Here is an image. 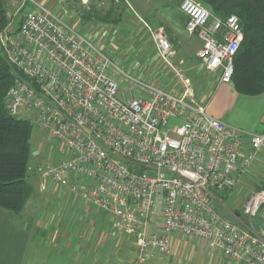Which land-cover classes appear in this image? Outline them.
Masks as SVG:
<instances>
[{
	"label": "built area",
	"instance_id": "built-area-1",
	"mask_svg": "<svg viewBox=\"0 0 264 264\" xmlns=\"http://www.w3.org/2000/svg\"><path fill=\"white\" fill-rule=\"evenodd\" d=\"M14 7L0 33V55L16 76L5 105L12 116L30 120L40 145L54 154L27 167L45 182L42 191L49 182L107 213L113 239L135 242V264H146L152 250L170 255L176 234L203 241L231 262L264 264V229L231 222L215 205L216 193L233 189L249 171L264 133L233 128L195 102L189 80L172 62L166 32L158 30L156 50L181 93L131 79L139 95L121 102L110 77L118 68L90 32L37 0ZM180 11L187 32L203 43L197 59L207 73L219 74V83L231 84L241 21L216 17L196 0H180ZM171 120L177 123L169 128ZM263 208L261 190L242 213L252 222Z\"/></svg>",
	"mask_w": 264,
	"mask_h": 264
},
{
	"label": "crops",
	"instance_id": "crops-1",
	"mask_svg": "<svg viewBox=\"0 0 264 264\" xmlns=\"http://www.w3.org/2000/svg\"><path fill=\"white\" fill-rule=\"evenodd\" d=\"M53 1L54 0H39V2L49 6L56 2H60L59 0H55L53 3ZM16 2H18V0H5V6L7 7L9 14H11V12L15 9L14 3ZM164 4L165 6L168 5L167 1ZM183 24L182 30L187 32V18H185ZM168 26V37L171 43L173 45L176 44L179 49L181 45L179 35L180 27L178 28L176 24H168ZM107 27H110L109 29L113 30L116 29L117 26ZM108 42L112 45L111 39ZM108 42L104 45L108 46ZM201 48L196 52V58L197 53L201 50ZM148 55L151 56V54ZM157 57L155 56V59L159 60ZM159 62L156 60L152 62L154 71L160 73L167 71V68ZM172 62L175 67L189 80L191 89L193 90L194 100L199 106L204 107L208 110L207 112L210 115L218 118L221 122L223 121L227 125L231 127L234 126V128L241 131L246 130L242 127L243 125L238 123L239 120L235 118L236 114L239 112V110L235 107V103L240 102V97L247 98L249 96L238 94L234 90L232 83H219V74L207 73V70L202 63L200 69L201 73H194L195 68L190 65L186 59L180 56L179 51L176 53V57ZM192 73L194 74L192 75ZM206 73L213 75L218 80H207ZM193 76H195L194 78L198 77L201 79V85H197L198 87L195 86L196 84L193 80ZM179 85L180 84L177 79V88L180 87ZM177 92L181 93V91L178 90ZM212 92H217V94H213ZM206 97H209V100L208 98L206 100ZM249 98L264 99V94ZM260 123L264 124V117L263 121ZM245 132L253 133L249 131ZM33 136L32 138L33 140L35 138L38 146V150L34 151L35 153L33 158H36V154L40 156L48 155L49 157H53L54 154L50 153V150H47L40 145L35 136V132H33ZM244 142L246 146L245 149L248 150L250 148L249 140L245 139ZM40 147L43 149L42 151L39 150ZM54 190L57 191V188ZM60 190H62V196L69 198V203L67 204H69L70 207L75 204L73 203L74 201H77L78 205H80L79 209H82L80 214L78 213L74 215L72 218L73 220L69 219V215L66 217V220L62 218L60 222L56 223L59 226V243L63 246L62 250L67 251L66 254L70 255L69 260L71 262L79 264L80 261L84 259L87 260L89 264H98L93 263L89 257H92L93 254H99L100 252L108 254L110 251H114L116 247L120 249L123 245L127 250H136L137 253V246L133 240L124 237L120 238L121 241H123L120 243V241H118L119 239H113L110 232L111 221L107 213L96 210L91 204L83 201L67 189L61 188ZM261 190H264V147L256 154L254 163L249 168V171L243 175L237 185L233 189L224 191L222 197H215L216 208L225 219L235 223L239 222V224L244 226H251L256 232H260L264 229V208L259 216L250 222L243 216L242 206L253 193ZM35 192H37V195L39 194L38 187L37 191H34L33 187L32 196L29 199L23 213L19 216L0 208V264H26L30 249L38 250L40 254L43 250H45L43 245L50 236V232L53 231H51L48 224H45V226L48 225L47 229L45 228L43 225L44 223L42 222L43 217L41 214L33 213L34 211L39 212L40 210H38V208H41V204L39 202L35 201L34 203H31ZM61 195L59 200L64 198ZM227 216L231 219L227 218ZM124 248L121 249L124 250ZM151 253L153 257H151L146 264H240L231 262L219 251L210 250L207 244L203 241L185 238L182 235L177 234L172 238L170 255H162L158 250H152Z\"/></svg>",
	"mask_w": 264,
	"mask_h": 264
},
{
	"label": "rangeland",
	"instance_id": "rangeland-1",
	"mask_svg": "<svg viewBox=\"0 0 264 264\" xmlns=\"http://www.w3.org/2000/svg\"><path fill=\"white\" fill-rule=\"evenodd\" d=\"M59 1L60 2L58 3H54V0V4L49 6L37 0V2L56 13L58 17H60L63 21L68 22L69 25L73 26L75 29L80 30V32L84 34L90 32L88 34L89 38L95 40L96 45H98L99 48L100 46L105 47L103 53L107 57H109L118 68L117 70L112 72L110 77H112L119 86V93L117 98L121 102H127L133 97H137L139 95L138 89L135 88V85L133 81H131V79H136L143 83L155 85L160 89H164L168 92L177 90L181 91L180 87L177 88V77L171 70L167 69V71L160 73L154 71L152 65V62L154 60L159 62V60L155 59V56H158L155 36L158 30L163 29L168 37V24H176L178 28L180 27V48L178 49L176 44L173 45L171 43L175 54L179 51L180 56L186 59L187 62L195 68L194 73L200 72L201 62L196 58L195 55L196 52L201 48L203 43L198 36H192L188 32L182 30V26L184 25L183 23L186 17L179 9L180 0H123V6L126 7H121L119 9V12H123L125 10V14L121 20V24L113 30H110V27H104V25L102 26L100 24H85L77 16L72 17L66 7H62V4L65 3L66 0ZM91 1L92 0H82L81 3L86 7V9H89V5L91 3L99 5V8L109 7L108 3H103L100 5L98 4L97 0H94V2ZM166 1L168 5L165 6L164 3ZM114 2L116 5L122 3L121 0H114ZM71 4L75 5V8L79 7V5H76L75 3ZM8 16L10 22L11 14L8 13ZM19 17H17L14 24L18 23L20 19ZM108 39H111L112 45H110ZM107 42L108 46L104 45ZM148 54H151V56H149ZM194 73H192V75ZM194 77L195 76H193V78ZM206 77L209 81L218 80L213 75H209L207 73ZM193 80L196 84L195 86L201 85L200 78L196 77ZM217 92L214 93L217 94ZM209 97H206V100L207 98L209 100ZM240 98V102L235 103V107L239 110V112L235 116V118L239 120L238 123L240 125H243L242 127L246 129L245 131L259 134L263 133L264 124L260 122L263 121L264 117V99L249 97ZM176 123V121L171 120L169 122V128L173 127ZM232 127L234 128V126ZM31 143L33 150L37 151L38 146L35 138L34 140L32 138ZM49 149L51 148L49 147ZM39 150L42 151L43 149L40 147ZM40 157L43 156L36 154V158L32 157L30 165L35 164L37 160L41 159ZM148 175L152 177L156 176L154 173H149ZM29 182L34 187V191H37V187L39 189V194L37 195V192H35L31 203H34L36 201L41 204V208H38V210L40 211H34L33 213L41 214V216L43 217V225L45 226V224H48L49 228L53 232H50L51 234L49 233L52 237L49 236L50 238H47L46 242L43 245V248L45 250H43L41 254L38 250L30 249V251L28 252L29 255L26 264H74L69 260L70 255L66 254L67 251L62 250L63 246L59 243L60 241L58 236L59 226L56 223L60 222L62 218L66 220V217H68L69 215V219H72L75 214H80V211H82V209H79L80 205H78L77 201H74L73 203L75 204L70 207L69 204H67L69 203V198L61 195L63 189L60 190V187H55L49 182L47 184V191H42L41 188L43 187V184L45 182L36 176L29 174ZM55 188H57V191L54 190ZM222 194L223 192H217L216 196L222 197ZM60 195L65 199L61 198L59 200ZM227 218L229 217L227 216ZM48 225L45 226L46 229ZM118 241H120V243L123 242L121 241V239H119ZM121 248H124V245ZM121 248L118 249L116 247L114 251H110L108 254H105L103 252H100L99 254H93L92 257H89V259L93 263L98 264H135V261L137 259L136 254H138V251L136 253V250H127L126 247L124 248V250H122ZM79 264H89V262L83 259Z\"/></svg>",
	"mask_w": 264,
	"mask_h": 264
},
{
	"label": "trees",
	"instance_id": "trees-1",
	"mask_svg": "<svg viewBox=\"0 0 264 264\" xmlns=\"http://www.w3.org/2000/svg\"><path fill=\"white\" fill-rule=\"evenodd\" d=\"M97 1L100 5L108 3L109 7L99 8V5L91 3L86 9L82 0H66L62 7L85 24L119 26L125 14V10L119 12L121 7H126L123 0L118 5L114 0ZM196 1L216 17L226 19L235 15L241 21L243 40L234 59L232 84L235 91L243 96L264 94V0ZM71 3L79 7L75 8ZM5 5V0H0V33L9 23ZM15 79L12 67L0 55V208L19 216L33 193L27 167L35 152L31 143L34 132L31 121L12 116L5 105Z\"/></svg>",
	"mask_w": 264,
	"mask_h": 264
},
{
	"label": "water",
	"instance_id": "water-1",
	"mask_svg": "<svg viewBox=\"0 0 264 264\" xmlns=\"http://www.w3.org/2000/svg\"><path fill=\"white\" fill-rule=\"evenodd\" d=\"M132 170H133V168H130V171H132ZM136 173H137V174H139V173H140V171L138 170Z\"/></svg>",
	"mask_w": 264,
	"mask_h": 264
}]
</instances>
